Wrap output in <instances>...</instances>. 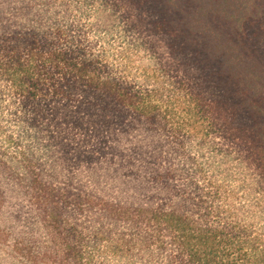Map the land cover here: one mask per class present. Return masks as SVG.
<instances>
[{
    "label": "trees",
    "instance_id": "1",
    "mask_svg": "<svg viewBox=\"0 0 264 264\" xmlns=\"http://www.w3.org/2000/svg\"><path fill=\"white\" fill-rule=\"evenodd\" d=\"M0 264H264V0H0Z\"/></svg>",
    "mask_w": 264,
    "mask_h": 264
}]
</instances>
